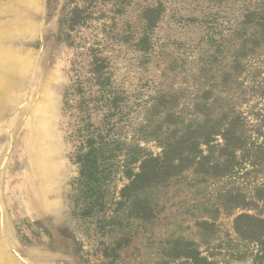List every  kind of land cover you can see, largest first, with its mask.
<instances>
[{
    "label": "trees",
    "instance_id": "1",
    "mask_svg": "<svg viewBox=\"0 0 264 264\" xmlns=\"http://www.w3.org/2000/svg\"><path fill=\"white\" fill-rule=\"evenodd\" d=\"M204 1L200 15L177 20L202 28L196 44L158 33L174 15V0H79L70 11V29L106 4L115 6L116 17L136 13L135 24L116 30V38L138 52L142 70L138 87L128 93L102 50L86 48L90 66L77 71L67 88L64 115L72 122L81 214L105 209L107 186L118 172L151 187L191 170L200 181L223 180L221 202L212 209L235 214L236 236L219 240L212 214L196 222L199 240L167 236L159 248L167 260L162 264H264V181L247 197L232 180L249 173L264 177V0ZM139 108L142 119L128 139L124 130ZM149 142L160 150L152 151ZM151 208L147 203L149 217ZM237 208L245 211L234 213ZM112 251L115 261L120 254Z\"/></svg>",
    "mask_w": 264,
    "mask_h": 264
},
{
    "label": "rangeland",
    "instance_id": "2",
    "mask_svg": "<svg viewBox=\"0 0 264 264\" xmlns=\"http://www.w3.org/2000/svg\"><path fill=\"white\" fill-rule=\"evenodd\" d=\"M202 2L207 1L171 2L174 15L166 16L158 33L198 43L202 28L177 20L200 15ZM78 3L0 0V264H162L167 261L159 253L164 239H198L196 222L212 214H217L219 240L227 233L235 237V214H226L222 207L217 213L212 209L221 202L217 192L223 180L200 181L191 170L178 180L151 187L140 177L133 182L118 172L107 186L105 209L81 214L84 198L75 184L72 122L64 115L67 88L77 71L90 66L86 48L102 50L117 83L128 93L138 87L142 70L138 52L116 38V30L135 24L136 13L116 17L115 6L106 4L70 29L67 18ZM137 112L124 130L128 139L142 119L140 108ZM148 146L160 150L153 142ZM232 180L249 197L264 177L249 173ZM147 203L153 217L147 215ZM241 211L245 209L234 213ZM112 250L120 254L115 261Z\"/></svg>",
    "mask_w": 264,
    "mask_h": 264
}]
</instances>
